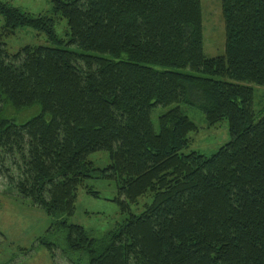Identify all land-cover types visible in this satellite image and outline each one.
Wrapping results in <instances>:
<instances>
[{
	"label": "trees",
	"instance_id": "1",
	"mask_svg": "<svg viewBox=\"0 0 264 264\" xmlns=\"http://www.w3.org/2000/svg\"><path fill=\"white\" fill-rule=\"evenodd\" d=\"M52 2L34 15L0 0V191L53 217L33 246L53 264H264V0H221L225 53L212 57L202 0ZM24 27L46 43L10 52L6 38ZM35 104L23 123L6 115ZM170 105L156 131L153 111ZM182 105L209 126L227 118L230 140L183 152L199 126ZM100 150L105 167L89 157ZM88 178L116 179L129 214L102 235L67 218ZM142 196L152 200L135 214Z\"/></svg>",
	"mask_w": 264,
	"mask_h": 264
},
{
	"label": "rangeland",
	"instance_id": "2",
	"mask_svg": "<svg viewBox=\"0 0 264 264\" xmlns=\"http://www.w3.org/2000/svg\"><path fill=\"white\" fill-rule=\"evenodd\" d=\"M32 14L50 13L53 10L52 0H4ZM204 25V51L207 56H217L225 53V24L222 14L221 0H202ZM4 18L0 14V27ZM67 28L66 19H59L57 31L65 37ZM45 36L33 27L19 28L16 33L6 38L10 52H16L26 44L46 43ZM156 108L153 111V123L159 131V116L171 107ZM254 107L257 118L264 115V86L255 87ZM184 112L199 126V129L190 133L191 142L183 152L189 153L197 150L211 155L231 138L230 124L227 118L215 125H208L202 111L193 106L182 105ZM41 111V105L35 104L29 108L17 111L9 106L6 110L8 117L23 123ZM90 159L98 167H105L110 163L109 153L106 150L90 154ZM85 186L79 189L75 211L69 215L68 221L82 225L90 234L102 235L119 223L123 222L129 214L123 212L116 198L118 195V182L116 179L88 178ZM87 189L97 191L98 194L89 193ZM152 197L142 196L138 204L131 207L132 212L139 214L144 204L150 202ZM53 217L43 208L34 207L30 202L11 190L0 191V231L3 237L0 242V264H53L50 250L42 244H33L38 236L43 235ZM56 242H63V233L56 232L51 235ZM33 246V247H32ZM22 248H33L29 253H23ZM16 258V260H15Z\"/></svg>",
	"mask_w": 264,
	"mask_h": 264
}]
</instances>
